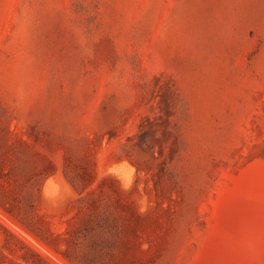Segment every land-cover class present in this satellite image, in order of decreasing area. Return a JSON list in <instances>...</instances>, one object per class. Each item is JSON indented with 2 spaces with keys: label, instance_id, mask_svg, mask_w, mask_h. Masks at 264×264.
<instances>
[{
  "label": "rangeland",
  "instance_id": "obj_1",
  "mask_svg": "<svg viewBox=\"0 0 264 264\" xmlns=\"http://www.w3.org/2000/svg\"><path fill=\"white\" fill-rule=\"evenodd\" d=\"M0 264H264V0H0Z\"/></svg>",
  "mask_w": 264,
  "mask_h": 264
}]
</instances>
